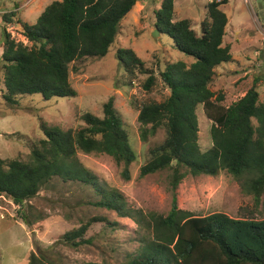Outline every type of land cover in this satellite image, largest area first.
<instances>
[{
	"label": "trees",
	"instance_id": "16d2710c",
	"mask_svg": "<svg viewBox=\"0 0 264 264\" xmlns=\"http://www.w3.org/2000/svg\"><path fill=\"white\" fill-rule=\"evenodd\" d=\"M136 2L54 0L34 24L18 20L26 44L3 28L0 60L5 102L14 106L26 94H40L44 100L74 97L76 91L69 80L76 69L72 65L105 56L117 38L121 20ZM226 3L212 0L204 4L205 19L199 31L190 19L175 17L173 0H161L160 8L153 12L159 33L168 35L177 50L193 59L189 64L182 60L167 63L159 76L168 96L161 101L145 100L138 108L142 141L160 129L165 132L163 140L149 148L139 176L169 171V211L161 214L128 207L120 192L100 183L80 160V153L108 155L122 167L123 178H130L136 153L110 97L103 104L102 116L82 114L79 128L63 129L42 122L44 138L32 144L27 159L0 158V197H8L18 207L19 219L31 226L41 218L32 213L30 201L53 180L77 182L92 192L94 200L88 204L131 217L138 225L139 246L120 264H264V218H233L223 212L199 216L177 204L176 189L185 177L216 176L222 171L252 195L255 205L264 194V102H259L258 78L226 107L220 103L223 97L215 96L209 86L215 68L233 59L230 46L223 41L228 18L221 6ZM12 15L4 20L10 22ZM117 58L131 78L146 75L142 87L152 89L156 75L133 49L118 50ZM199 105L212 121V144L204 151L198 143ZM97 218L63 233L59 241L70 247L90 244L91 238L84 235L91 222L100 220ZM29 264L59 263L40 253L32 254Z\"/></svg>",
	"mask_w": 264,
	"mask_h": 264
},
{
	"label": "rangeland",
	"instance_id": "374dc122",
	"mask_svg": "<svg viewBox=\"0 0 264 264\" xmlns=\"http://www.w3.org/2000/svg\"><path fill=\"white\" fill-rule=\"evenodd\" d=\"M54 0H0V54L3 46V28L17 40L27 43L18 23L34 24L38 16ZM176 18H188L193 28L200 29L205 19L204 4L209 0H173ZM222 1V0H218ZM161 0H137L134 7L120 22L116 40L105 56L85 58L75 62L69 80L76 91L74 97L44 100L40 94L19 96L18 104L9 106L4 98L5 75L0 60V158L25 160L34 142L44 138L40 126L57 125L63 129L83 125L81 115L89 112L102 116L103 104L113 98L136 160L130 165V178L121 174L122 167L105 154H79L82 163L92 171L98 181L116 189L126 205L143 212L166 214L171 206V193L167 188L169 171L139 176V168L149 158V148L165 137L163 129L146 142L139 136L137 121L139 105L145 100L161 101L169 90L159 73L167 63L178 60L193 61L174 47L166 34L153 35L154 10ZM16 6H19L16 9ZM228 23L223 38L231 48L232 61L215 68L210 89L221 95L223 106L241 98L258 78L259 102H264V0H227L221 6ZM10 13V22L4 17ZM131 48L156 75L150 91L143 89L146 75L131 78L117 58L120 49ZM198 117V143L202 151L212 142V121L203 107L196 109ZM179 208L203 216L223 212L233 218H264V194L258 205L252 195L244 193L238 181L225 171L216 176L185 177L176 189ZM94 200L87 186L77 182L53 180L48 188L39 191L30 201L32 213L41 218L27 226L17 217V206L6 196L0 197V264H29L32 254H45L59 264H81L93 261L99 264H120L139 246L138 225L131 217L119 216L116 211L88 204ZM93 217L85 238L90 244L70 247L61 244L60 236L86 223ZM104 219V221L102 219Z\"/></svg>",
	"mask_w": 264,
	"mask_h": 264
},
{
	"label": "water",
	"instance_id": "95a60500",
	"mask_svg": "<svg viewBox=\"0 0 264 264\" xmlns=\"http://www.w3.org/2000/svg\"><path fill=\"white\" fill-rule=\"evenodd\" d=\"M159 34H160V33H159L158 29L155 28V30H154V32H153V35H159Z\"/></svg>",
	"mask_w": 264,
	"mask_h": 264
},
{
	"label": "built area",
	"instance_id": "2783aa9c",
	"mask_svg": "<svg viewBox=\"0 0 264 264\" xmlns=\"http://www.w3.org/2000/svg\"><path fill=\"white\" fill-rule=\"evenodd\" d=\"M209 1H212V0H209ZM218 1V0H217ZM247 3L250 2V0H245Z\"/></svg>",
	"mask_w": 264,
	"mask_h": 264
}]
</instances>
